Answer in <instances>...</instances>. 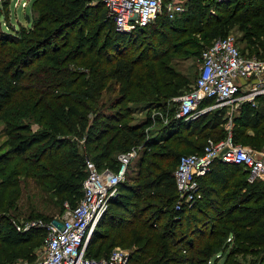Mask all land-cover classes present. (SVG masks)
I'll use <instances>...</instances> for the list:
<instances>
[{"label":"trees","instance_id":"obj_1","mask_svg":"<svg viewBox=\"0 0 264 264\" xmlns=\"http://www.w3.org/2000/svg\"><path fill=\"white\" fill-rule=\"evenodd\" d=\"M188 1L194 5L179 18L162 12L161 25L169 30H153L161 40L136 54L137 34L130 36L150 24L118 32L106 11L93 14L87 0H33L37 14L15 24L7 20L6 0L0 2V118L7 144L0 153V264L35 259L32 247L43 240L42 228L18 231L14 217L56 216L46 208L20 211L21 175L33 178L42 194L54 195L58 216L64 201L73 206L82 195L86 159L97 169H116V153L133 145L139 146L138 155L127 171L135 161L137 175L120 183L85 257L107 256L118 245L130 250L128 264H205L225 248L224 264H264V181L247 183L240 164L216 160L199 178L200 198L190 207L174 208L179 153L200 152L207 137L222 138L225 119L222 108L188 122L171 117L172 98L182 94L189 79L166 61L183 46L195 47V55L202 47L176 35L201 31L202 43L209 45L235 26L244 31L250 55L264 56V0ZM130 104L169 113L161 134L145 137L146 122H125ZM230 130L234 141L260 147L264 104H243Z\"/></svg>","mask_w":264,"mask_h":264},{"label":"built area","instance_id":"obj_2","mask_svg":"<svg viewBox=\"0 0 264 264\" xmlns=\"http://www.w3.org/2000/svg\"><path fill=\"white\" fill-rule=\"evenodd\" d=\"M226 1V0H216ZM105 13L114 29L128 33L152 23L162 9L173 18L184 9L182 0H102ZM201 63L190 88L172 98L174 119L184 122L214 109H227L223 124L225 135L207 137L200 152L181 154L174 169L177 191L175 208L190 207L200 198L199 178L216 160L240 164L247 170V183L264 181V143L260 147L241 144L232 138L229 114L241 104L255 105L254 99L264 95V56L244 55L231 35L216 37L201 51ZM241 88H246L242 90ZM211 100L204 103L206 100ZM232 104L235 108L231 109ZM232 112V113H231ZM80 143L82 139L79 140ZM139 146L117 154L116 169H97L86 159L87 175L82 182V195L75 205L63 202L60 216L45 220L32 218L15 227L20 231L42 228V249L35 260L25 264H128L130 250L114 246L107 256L84 257V251L94 226L110 202L120 192L128 163L136 156Z\"/></svg>","mask_w":264,"mask_h":264},{"label":"rangeland","instance_id":"obj_3","mask_svg":"<svg viewBox=\"0 0 264 264\" xmlns=\"http://www.w3.org/2000/svg\"><path fill=\"white\" fill-rule=\"evenodd\" d=\"M1 1H4V0H0V2ZM32 1L33 0H6V2H7L6 8L8 9V13L6 15L7 20L9 19V22H12L15 24L18 23L19 21L25 24L26 23V20H25L26 14L29 13L33 17L37 14L36 5ZM186 1L187 0H182L183 6H184V9L182 12L188 13L191 10L189 7V4H193L194 1H188V2H186ZM197 2H199V1L197 0ZM87 3L90 6H92V8L94 9L93 14H95V11H97V10L98 11H100V10L105 11L102 0H87ZM230 8L231 7H229V9ZM162 12H165V11L162 9L160 16L158 18H155V20L152 23H150L149 26H147L143 29H140V30H135L134 32H132V34L130 33L131 34L130 37L135 36V34H137V36H135V39H136V43L134 45L135 50L133 51L134 53H132V54H136L137 52H139V50L141 48H144L148 44V42H151L152 44L155 45L158 41L161 40L160 34L159 33L155 34L154 32L152 33L153 30H156V29H158L160 31L161 30H164V31L169 30L168 27L163 28L161 25V21L163 18ZM221 14H226V13H221ZM182 15L183 14L178 13L176 17L179 18ZM1 20H2L1 24L5 28V25L7 24V22L5 21L6 19L5 20L1 19ZM184 28H186V27H183L182 31L184 30ZM182 31H180V33ZM227 35H231L235 38L238 46L244 52V55L249 56L251 54V52H253V49L251 47L249 48L247 46V42L243 37L244 31L243 30L241 31L238 26H235V27L227 30L225 35H223V36H227ZM176 36H177V40H182L184 38H188L189 40L194 41L197 44L199 43L202 46L201 48L200 47L198 48V49H200V52H198L196 55L194 54L195 47H193L192 45L183 46V47H181V50H183V51L171 52L167 55L168 59L166 61L169 64V66H171L175 71L181 73L182 75H185L189 79L188 86L183 88V92H184L185 90H187V88H189L192 85L193 81L195 80V77L198 73V69H199V66L201 63V56H200L201 50L207 44L202 43L203 42L202 41L203 40V33L201 31L186 32L185 34H180V35H176ZM223 36H220V37H223ZM258 51H259L258 53L262 52L261 49H259ZM241 89L245 90L246 88H241ZM160 102L162 103V101H160ZM254 102H255V105H251L250 103H248V104H250L251 106H256L258 108H261V106H263V104H264V95L257 96L254 99ZM165 103H166V101H165ZM243 104H245V103H243ZM243 104H241L240 108L242 107ZM130 105H132L133 111L130 112L128 118L124 119L125 122H128V124H142V122H146L145 126H143V130L146 133L145 137L146 136L147 137L148 136H156V134L157 135L161 134V130H160L161 126H162V124L166 123V120H167L168 116L170 115L169 113L162 112L161 108L155 107V106L151 107L150 109H147L144 105H141V104L140 105L139 104H137V105L130 104ZM173 106H174V104L167 103V107L173 108ZM233 108H235L234 104H232V106H231V109H233ZM240 108H239V110H240ZM222 109L224 111L223 112V118L226 120L225 112L227 111V109H225V108H222ZM239 110H235V111H233V113L231 112L232 114H229V116L231 118L237 116L239 113ZM148 117L150 118V120L148 119ZM171 117H173V115H171ZM222 123H223V119H222ZM36 126H37L36 124H32V128H36ZM3 129H4V123L0 118V153L3 152V150H5L7 148L6 136L4 135ZM72 138H73V136H72ZM78 142L82 146V142L80 143L79 140H78ZM131 147L135 148L134 145ZM138 149H139V147H138ZM187 152H189V151H187V150L181 151L177 157V161H178V158L181 154H185ZM117 153H119V152H117ZM117 153H116V156H117ZM89 155H92V154L89 153ZM137 155H138V150H136L135 158L137 157ZM16 159L17 158H15L10 164L9 163L7 164L8 169L14 164ZM134 162L135 161H133L131 163V165H130L127 173H126L127 178H131V180L135 179V177L137 175V171L134 167V165H135ZM1 167H2V165L0 164V168ZM213 168H216V166H213ZM0 179H1V177H0ZM19 180L22 183V185H21L22 191H21L20 198L17 201V204H18V206H20L19 209L21 212L24 213V211H29L30 209H34L35 211L40 212L42 210L44 211V209L46 208L47 212L50 214L49 216H51L53 214L57 215V213H58V210L56 209L57 205H54V202H52V201H55L54 195H52L50 192L42 194L43 192H41L40 188L37 185H35L33 178H25V177H23V175H21L19 177ZM127 182H130V181L127 179ZM201 183L202 182L199 181V184H201ZM119 190H120V187H119ZM43 195L47 196V198L44 199ZM28 202H29L30 206H28ZM182 207H184V206H182ZM6 213H8V212H6ZM60 215L61 214H58V216H60ZM24 218L25 217L23 216V214H21L20 216L14 217L13 220L16 221L18 225H20L24 222V220H29V219L31 220L32 218L34 219V218H40V217L37 216V217H31V218L27 217V219H24ZM96 225L94 226L90 236L93 234V231L95 230ZM101 230H103V227ZM18 231H20V230H18ZM226 240H229V238H226ZM116 246H118V245H116ZM40 249H42V243H39L36 246L32 247L31 251L35 252V255H36L35 257H37ZM223 249H222L221 254L219 252L212 254L207 259L208 261H206L205 264H213L215 262H217V263L222 262L224 264L226 250H225V248H223ZM226 249H227V247H226ZM247 256L248 257H246V262H248L247 258H250L249 255H247ZM84 257H85V252H84ZM33 259L27 258V257H20V258H16L15 260L10 261L9 264H25V263L33 261ZM216 259L218 261H216Z\"/></svg>","mask_w":264,"mask_h":264},{"label":"water","instance_id":"obj_4","mask_svg":"<svg viewBox=\"0 0 264 264\" xmlns=\"http://www.w3.org/2000/svg\"><path fill=\"white\" fill-rule=\"evenodd\" d=\"M25 16H26V20H29V19H28V14H26Z\"/></svg>","mask_w":264,"mask_h":264},{"label":"crops","instance_id":"obj_5","mask_svg":"<svg viewBox=\"0 0 264 264\" xmlns=\"http://www.w3.org/2000/svg\"><path fill=\"white\" fill-rule=\"evenodd\" d=\"M225 130V129H224Z\"/></svg>","mask_w":264,"mask_h":264}]
</instances>
